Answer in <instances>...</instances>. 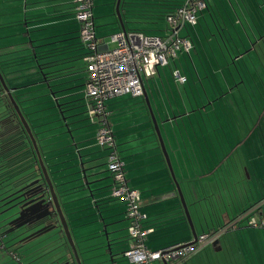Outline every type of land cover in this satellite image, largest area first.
I'll list each match as a JSON object with an SVG mask.
<instances>
[{
  "label": "crops",
  "instance_id": "0c3cea01",
  "mask_svg": "<svg viewBox=\"0 0 264 264\" xmlns=\"http://www.w3.org/2000/svg\"><path fill=\"white\" fill-rule=\"evenodd\" d=\"M222 1L226 3L227 0ZM232 1L238 3V0ZM115 2L116 0H104L100 3V10L96 13L93 10L95 35L100 46L105 48H108L106 36L121 29L115 14ZM208 4L215 10L214 0H208ZM74 7V0H0V70L4 67L7 80L13 82L14 77H17L14 74L17 61L25 60L24 67H27V71L24 79L19 80L47 83L48 88H51L50 84H64L66 86L60 90L62 94L57 96L53 92L52 98L71 100L81 95L88 107V99L84 94V50L78 38L80 24L74 17ZM129 10L137 11L131 7ZM237 12L240 15V12ZM230 13L234 18L233 13ZM202 17L206 26L212 28L205 11L201 15L198 13V21L203 25ZM49 29H52L50 34ZM180 31L181 36L190 34H181ZM200 35L196 26L193 27L190 36L199 40ZM111 45L114 47L113 43ZM191 61L196 73L193 79L195 88L200 83L205 92L203 82H228L224 72L222 76L205 75L202 70L203 60L197 58L194 63L191 58ZM174 69L180 70L174 65L170 71ZM180 74L185 77L184 82L180 83L173 76L172 79L177 85H185L188 75L182 70ZM156 75L167 96L159 67L153 78ZM171 85L172 82L169 87L170 95L167 97L173 100V103L169 102V110L164 105L166 115H169L164 124L170 127L168 142H164V146L173 174L190 214L195 234L199 236L202 233L220 231L215 245L207 244L177 264H264V228L248 225L249 216L264 219V142H202V139H193L187 126L181 129L178 123L185 118L196 119L198 112L203 111L207 105L204 106L201 100L199 106L191 87V96L195 102L191 110H186L185 98L182 94L179 93V97L172 91ZM80 87L82 89H79ZM156 87L162 99L161 87L159 88L158 84ZM14 90L12 89L11 93H15ZM204 94L198 91L197 98L204 99ZM205 95L207 96V93ZM219 95L216 97L219 98ZM141 97L115 96L107 100L105 106L109 128L115 140L116 151L123 162L127 184L140 191V211L145 215L142 228L152 229L146 236L145 245L148 249L157 250L173 244H190L193 234L159 142H154L152 137L153 126L150 124L149 111ZM151 97L153 104L158 105L156 94L153 93ZM113 99L120 111L136 109L139 116L137 123H132L123 128L124 130L114 131L110 124L111 110L109 111V108L113 109L115 106L111 104ZM96 132L89 135V138L96 139ZM86 138L87 136H83L78 142L69 144L45 142L44 158L54 174L59 201L64 203L68 210L72 208V213H75L72 216V220L76 222L72 233L82 263L105 264L107 261L109 263L110 256L105 248V239L99 232L101 226L95 222L98 217L91 206V200H88L90 208L85 211L72 206L73 201L77 199L69 196L76 190L81 191L78 188V185L82 184L81 181L76 182L74 186L69 183L70 180L81 177L79 171L83 168H91L87 174H94L90 180H100L98 185L110 187L112 184L106 167L107 149L99 146L97 142H86ZM96 145L98 148L95 149ZM79 163H82L83 167L79 166ZM99 199H104L103 205H99L101 209L106 210V222L112 223L108 231H118L109 235L116 243L112 248L114 258L122 259L120 264H125L123 261L127 260L122 254H117L129 245L124 203L109 197V189L106 193L96 196V200ZM77 211L81 212L76 215ZM224 228L226 229L223 230ZM121 238L120 245H117L118 240L114 239ZM67 263L73 264L72 261Z\"/></svg>",
  "mask_w": 264,
  "mask_h": 264
},
{
  "label": "rangeland",
  "instance_id": "374dc122",
  "mask_svg": "<svg viewBox=\"0 0 264 264\" xmlns=\"http://www.w3.org/2000/svg\"><path fill=\"white\" fill-rule=\"evenodd\" d=\"M103 1L104 0H93V10L95 11V13L98 9L100 10L102 8L100 6V3H103ZM166 1H175L176 3V1L181 2L183 0H122L123 7L125 6V8L127 9H130L131 7L137 10L134 11L135 16H130L129 18L125 19L127 27L138 29L145 34H167V32H169V25L164 18V11L167 7L165 4L168 3ZM209 19L211 20V18H208V20ZM210 23L212 22L210 21ZM195 26L196 30L200 32V22L197 21ZM66 27L70 28L71 26ZM238 30L240 31L239 28ZM51 31L52 29L48 30L49 34L51 33ZM192 31L193 27L191 25H185V27L181 29L180 33L184 34L186 32H189L190 34H192ZM210 33L211 32L209 31L208 35ZM113 34L109 33L108 36H106V46L108 48L112 47L111 36ZM208 35L207 38L208 41H210L211 34L209 35V37ZM241 37L243 44H245L244 47L243 45H240V43H238V38L236 35L234 36L235 44L230 41L229 49L233 50L235 53H237V47L240 51H242V49L248 48L250 45L248 38L245 35L242 34ZM100 48L105 47L100 46ZM205 49L206 53L210 56H214L217 54L215 51L211 52L208 46L206 47V45ZM190 56L195 63L197 58H195L196 55L193 50L190 51V55L185 51H178L177 56L174 59L170 58L167 65L163 67L159 66L161 80L164 82L168 92L167 96L170 95L169 87L172 82V91H174L178 96L179 93L182 94V96L185 98V105L187 104L186 110H191L192 104L195 102L191 96V87L193 88L192 92L196 97L199 106L201 105V100H203L202 104L207 105L204 107L205 109L203 111L198 112V114L196 115L197 117H195L196 119L193 120V118L191 117L190 119L185 118L183 121H179V127L182 129V127L184 128L185 126H187L191 137L193 139H202V142H264V67L258 62L259 58L257 57V55L252 51L249 53V55L244 57L242 56L236 60L237 67L230 66L228 69L226 67L221 69V72L219 70V72H216L214 75L211 74L210 77L222 76L224 72V75L226 76L228 82H203V86L206 90L205 92L200 83L198 84V87L195 88L193 79H195L196 73ZM226 58L229 61V58ZM212 61L213 59H208L207 63H211ZM245 63L249 64L248 73L244 72L245 67H242ZM174 65L180 70L184 71L186 75H188V82L185 83V85H177L173 81L170 68H174ZM196 68L201 69L200 67ZM236 69L241 71L239 75L240 77L238 76ZM82 80H84V78ZM157 84L159 88L161 87V96L163 100L157 93ZM228 85L230 87L233 86V90H229ZM65 86L64 84L61 85L57 83L50 84V87L52 89L48 88L47 83H42L36 86H28L27 88H25V91H27L28 93L25 94L24 97L36 98L30 99L26 103H21L23 107L27 106L23 109V111L25 113H29L28 119L30 120V124L32 125V127H34L33 130L42 131V137H50L49 139H44L42 142H38L37 145L39 147V152L40 154H42V158L45 161V164L46 159L44 158L43 148V144H45V142H55V144L61 142L62 144H69V142H78V140L83 136H87L88 139H85L86 142H97L95 138H89V135H92V133L96 132L97 123L88 115L86 101L83 99V97H80L81 95L71 100H67L64 98L58 99V102L60 104L69 102L68 104L70 106V109L68 107L61 108V106H59V108V103H56L54 101L55 98H52L53 92H55L57 96L62 94L60 90ZM143 86L145 88L148 100L150 99L149 104L158 124L163 142H168V130L170 131V127L169 125H165L164 121L169 118V115H166L164 105H166L169 110V102L173 103V100H170L166 96L158 75H156L154 78H143ZM254 88L256 89L255 91L258 93V95L256 92H253ZM79 89H82V87H80ZM198 91H201L202 94L207 93V96L204 94V99L203 97L202 99H198ZM19 92L21 91L14 93L13 96L15 98H19ZM153 93H155L157 97L156 102L158 105L156 106L151 101V96ZM219 94L225 95L215 99ZM124 95L128 97L132 96L130 94ZM38 96L40 97L37 98ZM113 100L114 101H112L111 104L115 105V99ZM141 100L144 101L143 96L141 97ZM210 100L212 101V103L209 105ZM68 104H65L64 106H68ZM116 106L117 105H115L113 109L109 108V111L111 110L110 124L114 131H119L120 129L128 127L132 123H137V119L139 116L136 109H129L124 112L123 110H118ZM72 112L73 114H71ZM149 120L152 127L153 124L150 114ZM174 125L177 126L176 123ZM152 130V137H154V142H158L154 127L152 128ZM184 130L185 129H183V131ZM63 131H65V133ZM187 139H189V137H187ZM96 148H98V146L95 147V149ZM47 169L49 172V177L54 183V174L51 173L50 167H47ZM32 171L33 170H26L25 173L21 174L23 175L22 178L24 177V179H26L27 177H29L32 174ZM4 176L5 174H0V264H65L71 261L73 262V264H76L71 248L66 241L60 223L57 222V216L50 217L49 224L54 223V225H52L54 227L48 226L47 230L43 233L42 229L46 227L45 224L35 229L18 228L15 230L10 228L9 226H3L2 220L8 216V213H10V211H8L6 208V199H4L6 195L10 193H3L7 189H11L12 186H9L8 184L11 181H14V179L17 177L15 176L13 178L3 180ZM76 182L77 181L72 180L69 184H73L74 186ZM15 185L16 186L15 188H13V191L19 190L21 188V186H18V184ZM54 191L55 193H57L55 187ZM76 191L69 194L72 199H77L73 201V204L71 205L75 206L77 209L88 211V208H90V203L88 200L90 198L86 196L87 192ZM109 197H111L110 187ZM57 198L59 201L58 196ZM113 199H117L115 201L120 200L118 198ZM59 204L67 221L70 234L73 238L78 258L80 260V263L83 264L79 254V249L76 246L75 237L72 233L75 222L72 220V216L75 215V213H72V208L68 210L66 205L61 201H59ZM80 212L81 211H77L76 215ZM244 250L246 249L244 248ZM107 259H109L108 255ZM107 263L108 261L105 262V264ZM123 263L129 264L127 261H123ZM159 263L160 261L152 262V264Z\"/></svg>",
  "mask_w": 264,
  "mask_h": 264
},
{
  "label": "built area",
  "instance_id": "2783aa9c",
  "mask_svg": "<svg viewBox=\"0 0 264 264\" xmlns=\"http://www.w3.org/2000/svg\"><path fill=\"white\" fill-rule=\"evenodd\" d=\"M76 2L79 35L86 48L85 95L89 101L88 115L98 124L97 144L108 151L106 167L112 179L111 196L124 203L125 218L128 221L130 244L123 256L130 264H152L154 261L162 264L180 263L201 247L216 241L220 231L202 233L197 236L194 244H173L157 250L146 247V236L152 229L142 228L145 215L140 211V191L127 184L123 162L116 151L115 140L109 128L105 103L124 94L143 96V78L153 77L158 67L165 66L170 58L176 57L178 51L190 50V41L178 36V31L186 24L195 23L197 12L206 7L205 1L185 0L173 14L167 15L169 32L166 37L119 30L111 36L114 47L105 49L100 48L95 35L93 1ZM173 77L180 83L185 80L177 69L173 71ZM248 225L264 228V219L249 216Z\"/></svg>",
  "mask_w": 264,
  "mask_h": 264
},
{
  "label": "trees",
  "instance_id": "16d2710c",
  "mask_svg": "<svg viewBox=\"0 0 264 264\" xmlns=\"http://www.w3.org/2000/svg\"><path fill=\"white\" fill-rule=\"evenodd\" d=\"M204 1L206 4V7L203 10L197 12L195 23L194 24H186V25H191L192 27H194V25L198 21L197 20L198 19V13L201 15L202 12L205 11L206 14L208 15V18H211V20L210 19L209 20L212 22L211 24L214 27L212 26V28H209L208 26H206V24H205L206 22H204V18L202 17L203 18L202 19L203 25L200 24L202 26L200 27V32H199L201 34L200 35L201 39L194 40L193 37L190 36V34H188L186 36H181L179 34V31H178V36H180L182 38H186L190 41V43H191L190 50H194L196 57L203 60L202 61V70L204 71V74L208 75L210 77L211 74L214 75L217 71H219V70L221 71V69H223V68L227 67V69H228L230 66L231 67L232 66L237 67L236 60L242 56L244 57V56L249 55V53L252 51L259 58L258 62L264 67V0H238V3L236 1L233 2L232 0H227L226 3H224L222 0H214L215 10H213L209 6L208 0H204ZM74 2H75L74 15L76 17L77 2H76V0H74ZM166 2H168V3L165 4L167 6L165 11H164V18L165 19H166L167 15L173 14L179 7H181L184 4L185 0H183L181 2L177 1L176 3L175 2H169V1H166ZM93 7H94V2H93ZM93 7H92V13H93ZM240 8H241V11H240ZM120 11H121L122 20H123L126 31L143 33L138 29H133V28L127 27L125 19L129 18L130 16H135V12L133 10H129V9L125 8V6L123 7L122 6V0H121V4H120ZM230 11L233 13L234 18L232 17ZM237 11L240 12V15ZM209 20H208V22H210ZM77 21L79 22L78 19H77ZM93 21H94V15H93ZM79 24H80V22H79ZM183 27H185V25L182 26L181 28H183ZM181 28L179 30H181ZM238 28L242 32H240L238 30ZM209 31L211 32L210 33L211 34V40L210 41H208V38H207ZM143 34H145V33H143ZM242 34L248 38L250 45L248 48L242 49V51H240L237 47L236 48L237 53H235L233 50L229 49L230 41H232L234 43V41H235L234 36L236 35L238 38V43H240V45H243V47H244L245 44H243V41H242V37H241ZM145 35H151V34H145ZM166 35H168V32L165 35H154V36L166 37ZM209 35H208V37H209ZM78 38L81 42L80 35H78ZM81 44H82V47L84 49V53L82 55V58L84 61V57L86 55V48L82 42H81ZM205 45H206V47L208 46V48L210 49L211 52L215 51L217 54L214 56L208 55L206 53ZM198 47H199V49H198ZM190 50L187 52L188 54H189ZM226 57L229 58V61ZM207 58L213 59L214 62L212 61L213 63L212 62L207 63V60H208ZM17 62H18V65L21 67H18V65H17L18 68L14 69V74H16L17 77H14L15 79L12 80L13 82H10L7 80L6 72L4 71V67H2L0 72L2 74V77L4 79L5 84L9 90H12L11 88H13L16 90V92L21 91L18 93L19 96L17 95L19 98H15L13 96L14 93H12V96L14 97L15 101L17 102L26 122L28 123V125L31 129V132H32V135L35 139V142L38 145V142H42L44 139L46 140V139H49L50 137L49 136L42 137V131H40V130L34 131L33 130L34 127H32V125L30 124V120L28 119L29 113H25L23 111V109L26 108L27 106L23 107L21 105V103H26L28 100L36 98V97L35 98L26 97L25 98L24 95L28 93L27 91H25V88H27L28 86H36L39 83L31 82V81H25V80H19L21 78L24 79V77H25L24 75H25V72L27 71V67H24V64L26 63L25 60L20 59ZM168 63H169V61H168ZM242 67H245L244 72L248 73L249 64L245 63ZM85 70H86V65H85ZM174 70H172V72H171L172 76H173ZM178 71L180 72V70H178ZM236 72L238 73V76L241 73V71L238 69H236ZM231 73H233V72H231ZM231 73H230V75H231ZM17 79L19 81L14 82V80L16 81ZM85 81H86V77H85ZM235 84H237V83H235ZM229 90H233V86H231V87L229 86ZM255 90L256 89L254 88L253 92H256ZM84 94H85V82H84ZM224 95L225 94H223V95L220 94L219 96L222 97ZM257 95H258V93H257ZM39 97L40 96H38L37 98H39ZM85 97H86V95H85ZM215 99H217V97ZM54 101L56 103H59L58 100H56V98ZM211 102L212 101L210 100V103ZM68 103L69 102L63 103V104L59 103L58 107L59 106H61V108H64V107L67 108L68 107L70 109V106ZM65 104H68V106L67 105L64 106ZM88 104H89V101H88ZM204 106H205V104H204ZM54 107H55V105H54ZM63 132L65 133V131H63ZM38 149H39V147H38ZM41 157H42V154H41ZM42 160H43V158H42ZM43 163L46 167V170H47V173L49 176V172L47 169V167L49 168V166H48V164L46 166L44 160H43ZM26 170H33V171L29 177H27V178L25 177L26 179H24V177L22 178L23 175H21V174L25 173ZM1 173L5 174L4 178L2 177L3 180H7V179H10V178L17 176L14 179V181H11L8 184L9 186H12L11 189H7L6 191H4L3 194L13 191L14 190L13 188H15V186H16L15 184H18V186L22 187L24 185V182L26 184L28 181L36 178L39 174L42 175L41 170H40L39 165H38V162H37V157L35 155V152L33 150L32 145H31V140H30L28 134L23 129L18 117L14 113L13 105L11 104L9 97L7 96L2 84L0 83V174ZM75 174L76 173H73V175H75ZM77 179L78 178H75V179H73V181L79 182L80 180H77ZM51 182H52V180H51ZM52 185H53V187H55L53 182H52ZM78 188H80V185H78ZM56 195L58 196L57 193H56ZM54 216H56V214L52 215V217H54ZM52 225H54V223L49 224V226H52ZM127 237L129 240L128 232H127ZM129 244H130V240H129ZM128 247H129V245H128ZM125 250H123V253L125 252ZM65 264H68V263H65Z\"/></svg>",
  "mask_w": 264,
  "mask_h": 264
},
{
  "label": "water",
  "instance_id": "95a60500",
  "mask_svg": "<svg viewBox=\"0 0 264 264\" xmlns=\"http://www.w3.org/2000/svg\"><path fill=\"white\" fill-rule=\"evenodd\" d=\"M120 4H121V0H116V2H115V14H116V16L118 18L121 30L122 31H126L124 23H123V20H122V15H121V11H120ZM0 83L2 84L7 96L9 97V100H10L11 104L13 105L14 111L18 115L19 121H20L23 129L28 134V136H29V138L31 140V145H32L33 150L35 152V155L37 157V162H38L39 168L41 170L42 177H43V179L45 181V184H46L44 192L47 195V198H43V196H39V197H35V198L30 199L27 202L23 203L19 207L20 211L18 212V217L13 219V220H10L8 222H5L11 217V215L7 216L6 218H4L2 220V222H3L2 224H3V226H6V225H9V224L13 223L14 221H16V220H18V219H20L22 217V213L24 211H26L28 209H32V208L36 207L37 205H40V204L45 202L44 203L45 210H44V212L41 215L36 217V220H40V219H42L44 217H49V216L52 217L53 214H56V216L58 217L57 222L60 223V226H61V228L63 230V233H64V236L66 238V241H67L68 245L71 248V251H72V254H73V258L75 259V263L76 264H81L80 260L78 258V255H77V250H76L73 238H72V236L70 234V231H69V228H68V225H67V221H66V219H65V217L63 215V212L61 210L57 195H56V193L54 191V187L52 185V182H51V180H50V178L48 176L46 167H45V165L43 163L41 154L39 152V149H38V146H37V144L35 142V139H34V137L32 135L31 129H30L28 123L26 122L24 116L22 115L17 102L15 101L14 97L12 96L11 90H9L8 87L6 86L1 72H0ZM143 98L145 100L146 106H147L149 114L151 116V121H152L154 130H155V134L157 136L160 148L162 150V154H163V156L165 158V161H166L167 167L169 169L170 175L172 177V180H173V182H174V184L176 186V190H177L178 196L180 198V201H181V204H182V207H183L187 222L189 223V226H190L192 234H193V241L190 244H194L197 241V235L195 234V232L193 230V225H192L190 214L188 212L187 206H186L185 201L183 199V195L181 193L180 187H179V185H178V183H177V181L175 179V176L173 174V170H172V167H171V164H170V161H169V158H168L165 146H164V142H163V139L161 137L158 124H157V122L155 120V117L153 115V112L151 110V107H150V104H149V100H148V97H147V94H146V91H145L144 87H143ZM79 166L83 167V164L79 163ZM90 169L91 168H83V169H81V171H79V173L81 174V177L78 178L77 180H80L82 182V184L80 185L79 190L87 192L86 196L91 199V202H92L91 206L95 209V214L98 217V219L95 222L99 223L100 226H101L99 232L102 234V236L105 239V248L107 249L108 254L110 256V260H109L108 264H120L122 262V259H115L114 255H113V250H112L113 245L116 244V243L113 242V240H111L109 238V235L111 233H116L118 231H113V232H109L108 231V228L112 225V223H107L106 222L107 217L104 216V213H105L106 210L101 209V205H99L100 203L103 205L104 199L96 200V196H99V195H101L103 193H106L107 190L109 189V186L108 185H98L100 180H95V179H91L90 180V178L94 175V174H91V175L87 174V171L90 170ZM36 181L37 180H35V181L27 184L26 186L20 188L17 192H22V194L19 195L18 197L23 196L25 193H28L30 191H35L36 187L33 188V189H29V190H26V189L28 187L32 186L33 184H35ZM110 192H111V186H110ZM39 198H40V200H38ZM25 223L26 222L21 223L18 227L24 225ZM49 227H51V226H49ZM52 227H54V226H52ZM47 228H48V226L44 227L42 229V233L45 232L47 230ZM114 240H118L117 241V245H118V243L120 245V242H121L122 238L120 240L119 239H114ZM216 243H217V241H214L212 244L215 245ZM122 253H123V251L122 252L120 251L117 254L121 255ZM163 264H168V263L163 262Z\"/></svg>",
  "mask_w": 264,
  "mask_h": 264
},
{
  "label": "flooded vegetation",
  "instance_id": "af4514ba",
  "mask_svg": "<svg viewBox=\"0 0 264 264\" xmlns=\"http://www.w3.org/2000/svg\"><path fill=\"white\" fill-rule=\"evenodd\" d=\"M11 89H13V88H11ZM14 92H15V90H14ZM14 113L16 114L15 111H14ZM16 116L18 117L17 114H16ZM35 180H37L36 183L26 189V190H29V189H33V188L36 187L35 191H30V192L25 193L23 196H20V197H18V196L21 195L22 192H17L18 190L11 191V192H9L10 194L6 195V197L4 198V199H6V202H7L6 208H7L8 211H10V213H8V216L11 215V217L5 222H8L10 220H13V219L17 218L18 217V212L20 211L19 207L23 203L27 202L28 200L33 199L35 197H39V196H43V198H47V195L44 192L46 184H45V181H44L42 175H40V174L36 178L28 181L22 187L26 186L27 184H29V183H31V182H33ZM38 200H40V198ZM44 203H42L40 205H37L36 207H34L32 209H28V210L24 211L22 213V217L20 219L14 221L13 223H11V224H9L7 226L12 228L13 230L18 229V228L35 229V228L40 227V226H42L44 224L46 225V227L49 226L50 216L49 217H44V218H42L40 220H36V217L41 215L44 212V210H45ZM23 222H26V223L24 225L18 227Z\"/></svg>",
  "mask_w": 264,
  "mask_h": 264
}]
</instances>
